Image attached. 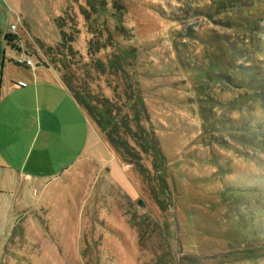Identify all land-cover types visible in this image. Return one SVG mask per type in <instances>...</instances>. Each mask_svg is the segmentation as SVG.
Segmentation results:
<instances>
[{
    "label": "rangeland",
    "instance_id": "1",
    "mask_svg": "<svg viewBox=\"0 0 264 264\" xmlns=\"http://www.w3.org/2000/svg\"><path fill=\"white\" fill-rule=\"evenodd\" d=\"M57 20L73 53L56 48ZM21 52L144 106L166 192L83 107L41 127ZM42 84V109L64 101L52 75ZM0 150L33 177L0 192V264H264V0H0Z\"/></svg>",
    "mask_w": 264,
    "mask_h": 264
},
{
    "label": "trees",
    "instance_id": "2",
    "mask_svg": "<svg viewBox=\"0 0 264 264\" xmlns=\"http://www.w3.org/2000/svg\"><path fill=\"white\" fill-rule=\"evenodd\" d=\"M57 26L61 31V41L56 48H64L67 52L73 53L71 46L74 37L66 35L59 20H57ZM5 38L10 43L9 46L12 45V48L17 47L13 42L18 40L17 36L7 34ZM60 63L62 66H57L55 69L61 74L62 80L72 97L84 108L87 115L96 124L122 161L136 167L144 179L150 182L151 179L149 180L143 160L144 158L152 159V167L158 179L157 183L161 188V192L165 193L167 184L163 178L164 168L161 164L165 157L159 147L155 132L147 126L150 118L145 107L137 100L131 101L132 96H128L127 100L114 92L112 99H110L99 93H94L86 79L72 78L75 75L73 73L69 74L71 71L69 63H66V65L64 61H60ZM96 68L103 71V64L98 61ZM75 81L79 83L75 84ZM231 193L236 196L238 191H231ZM160 207L165 209V207Z\"/></svg>",
    "mask_w": 264,
    "mask_h": 264
},
{
    "label": "crops",
    "instance_id": "3",
    "mask_svg": "<svg viewBox=\"0 0 264 264\" xmlns=\"http://www.w3.org/2000/svg\"><path fill=\"white\" fill-rule=\"evenodd\" d=\"M13 26V25H12ZM6 37V36H5ZM6 39V38H5ZM22 54H24L22 52ZM26 55V54H25ZM29 58V57H28ZM4 60L5 57L3 58V63L1 65V69L3 68V64H4ZM23 68L26 69V71H24V73H22V76L27 77L29 79V81L31 82V86L34 88L35 91V112L41 113L44 112V117H35L36 122L38 124H40V126L42 127L43 124L45 125V129L48 131L54 130L56 129L55 127L57 125H59V122L62 121L64 117H55L58 111V107L62 106L63 104L66 103H72L75 104L76 106L79 107L80 109V105L74 100V98L72 97L70 91L68 90V88L66 87V85L64 84L61 74L53 67L51 66H44L41 67L39 65H34V67H26V66H21ZM32 71V73H30ZM50 75L53 76V81L61 86L60 91L62 93V96L64 98V101L62 100H46L45 104L43 105L44 108H41L40 105V98H39V89L41 87V97L45 96L47 97L49 95L50 92V87L48 84H42V82L45 81V79H47ZM27 87V86H26ZM39 88V89H38ZM23 87H20L18 84H9V88L8 91L9 92H13V91H18V90H23ZM66 94L69 96L70 99H66ZM86 113V111H85ZM59 116H61V114H58ZM72 120V119H71ZM59 129L60 126H59ZM57 130V129H56ZM63 130L60 131V133H62ZM45 143L49 144L50 143V139L48 138V136H45ZM67 156H68V160L70 159V154L72 153L71 150V146H67ZM7 160L5 158V156L3 155L2 151L0 150V192H4V191H9L10 194L15 192V195L24 187V184L22 182L27 181V182H32L33 181V177L30 174L25 173V168H23V166H18L15 167V169H13L11 166L7 167ZM75 166V160H73L72 162L68 161L67 164V170L73 169ZM28 187V184H27ZM27 189V188H26ZM26 189L24 190L22 197L25 201V194H26ZM16 202H18V199L15 200ZM21 202L24 203V201L21 199ZM26 210L25 208H23L21 211ZM20 212V211H19Z\"/></svg>",
    "mask_w": 264,
    "mask_h": 264
},
{
    "label": "built area",
    "instance_id": "4",
    "mask_svg": "<svg viewBox=\"0 0 264 264\" xmlns=\"http://www.w3.org/2000/svg\"><path fill=\"white\" fill-rule=\"evenodd\" d=\"M12 29H16L15 26H12ZM14 43H16V40L13 41ZM25 54H21V58H17L16 64L19 66H26V67H33V63L32 61L28 58L25 57Z\"/></svg>",
    "mask_w": 264,
    "mask_h": 264
},
{
    "label": "water",
    "instance_id": "5",
    "mask_svg": "<svg viewBox=\"0 0 264 264\" xmlns=\"http://www.w3.org/2000/svg\"><path fill=\"white\" fill-rule=\"evenodd\" d=\"M139 205H141V206H142V203H141V202H139Z\"/></svg>",
    "mask_w": 264,
    "mask_h": 264
}]
</instances>
